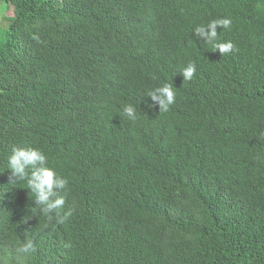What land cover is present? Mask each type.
<instances>
[{
    "label": "trees",
    "instance_id": "obj_1",
    "mask_svg": "<svg viewBox=\"0 0 264 264\" xmlns=\"http://www.w3.org/2000/svg\"><path fill=\"white\" fill-rule=\"evenodd\" d=\"M0 2V264H264V0ZM225 18L222 55L195 29Z\"/></svg>",
    "mask_w": 264,
    "mask_h": 264
},
{
    "label": "clouds",
    "instance_id": "obj_2",
    "mask_svg": "<svg viewBox=\"0 0 264 264\" xmlns=\"http://www.w3.org/2000/svg\"><path fill=\"white\" fill-rule=\"evenodd\" d=\"M231 25L230 19H217L211 20L207 23L208 32L205 33L204 26L196 27L195 31L200 36H207L208 41L213 44L214 48L218 50L222 55L228 54L234 49V44L230 41L223 43H214L217 38L216 28L223 27L227 29ZM195 72V65L189 63L187 67L183 69V76L185 80H191ZM157 95H153L154 100L160 102L161 108L167 111L169 106L175 102V93L170 85H164L156 89ZM124 115L128 119H135V109L131 105H127L123 109ZM44 156L40 151L36 149H14L12 155L9 157V168L13 175L24 179L26 177V169L29 166L35 168L38 162L42 163ZM67 181L60 180L55 177V173L45 167L35 168L28 178L27 187L36 194L37 200L40 204L46 205L45 211H52L60 208L64 203L63 198H56L55 200H49L50 196H54V188L62 187ZM19 253L24 256H30L36 249L35 246L28 242L18 248Z\"/></svg>",
    "mask_w": 264,
    "mask_h": 264
},
{
    "label": "rangeland",
    "instance_id": "obj_3",
    "mask_svg": "<svg viewBox=\"0 0 264 264\" xmlns=\"http://www.w3.org/2000/svg\"><path fill=\"white\" fill-rule=\"evenodd\" d=\"M5 8H6V4L4 2H0V26H2L4 22L1 17L6 14Z\"/></svg>",
    "mask_w": 264,
    "mask_h": 264
}]
</instances>
